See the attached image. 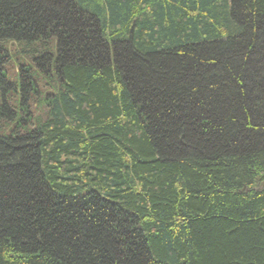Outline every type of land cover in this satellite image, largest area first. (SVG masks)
<instances>
[{
  "label": "trees",
  "instance_id": "trees-1",
  "mask_svg": "<svg viewBox=\"0 0 264 264\" xmlns=\"http://www.w3.org/2000/svg\"><path fill=\"white\" fill-rule=\"evenodd\" d=\"M0 96V264H264V0H0Z\"/></svg>",
  "mask_w": 264,
  "mask_h": 264
},
{
  "label": "rangeland",
  "instance_id": "rangeland-1",
  "mask_svg": "<svg viewBox=\"0 0 264 264\" xmlns=\"http://www.w3.org/2000/svg\"><path fill=\"white\" fill-rule=\"evenodd\" d=\"M13 49V48H12ZM19 52H22L21 51V49H18V53ZM18 61H20L19 63H21V64H23L24 62L22 61V59H21V54H17V58L16 59H14V61L13 62H10V64H9V66H13L12 68H14V69H16L17 70V68H19V63H18ZM23 65H25V64H23ZM9 78H10V80H12L13 79V76H12V73H11V71H10V73H9ZM0 102H1V96H0ZM34 108V107H33Z\"/></svg>",
  "mask_w": 264,
  "mask_h": 264
}]
</instances>
